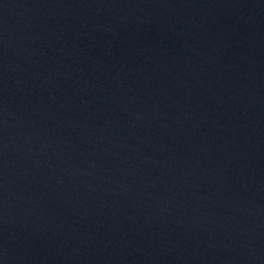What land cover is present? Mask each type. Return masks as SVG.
Here are the masks:
<instances>
[{
    "label": "water",
    "instance_id": "obj_1",
    "mask_svg": "<svg viewBox=\"0 0 264 264\" xmlns=\"http://www.w3.org/2000/svg\"><path fill=\"white\" fill-rule=\"evenodd\" d=\"M0 264H264V0H0Z\"/></svg>",
    "mask_w": 264,
    "mask_h": 264
}]
</instances>
